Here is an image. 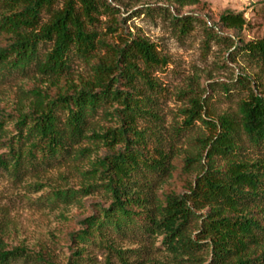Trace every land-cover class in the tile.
Masks as SVG:
<instances>
[{"label": "trees", "instance_id": "obj_1", "mask_svg": "<svg viewBox=\"0 0 264 264\" xmlns=\"http://www.w3.org/2000/svg\"><path fill=\"white\" fill-rule=\"evenodd\" d=\"M59 1L0 0V81L33 70L51 78L46 89L33 90L36 100L27 112L11 115L17 135L0 144L7 150L0 156V171L18 174L27 164L49 166L88 137L89 121L100 109L118 104L110 114L120 127L96 137L110 148L124 146L97 160L87 172L110 194L111 205L99 216L83 220L79 231L67 233L70 247L110 248L120 264H130L124 258L126 252L113 248L108 233L125 234L137 228L147 237H161L164 249L180 263L193 260L205 240L212 264H264V97L251 93L240 103L236 116L217 121L203 119L198 104L186 124L191 127L196 118L210 130V136L202 140V160L207 166L193 178L188 171L192 160L185 159L186 165L176 172L171 152L158 141L150 143L146 136L151 133L138 128L146 116L156 118L150 100L136 85L137 77H148L141 65L151 69L161 62L154 45L142 37L123 39L119 35L121 45L113 47L114 58L98 60L94 79L75 89L67 80L71 58H91L95 49L84 19L95 20L100 5L115 18L118 28L120 11L106 0H61L63 8L57 11L54 7ZM164 1L168 6L161 7L159 14L183 34L191 31L196 17L181 16L179 10L205 6L203 0ZM173 6L177 15L170 12ZM43 14L50 15V21L35 33ZM219 21L236 33L248 24L243 13L233 11L223 12ZM46 42H52L53 48L42 57L39 45ZM243 51L264 67V37L243 43ZM7 116L0 117V138L8 133ZM245 145L256 151L255 158L243 157ZM219 161L223 164L218 165ZM144 181L151 185L168 181L158 205H152L151 194L142 190L144 186L152 189ZM204 209L208 210L205 215L198 213ZM199 217L201 227L194 238L190 227ZM85 253V247L77 248L68 264H80ZM0 264L56 263L46 251L36 254L25 247H8L0 223Z\"/></svg>", "mask_w": 264, "mask_h": 264}, {"label": "rangeland", "instance_id": "obj_2", "mask_svg": "<svg viewBox=\"0 0 264 264\" xmlns=\"http://www.w3.org/2000/svg\"><path fill=\"white\" fill-rule=\"evenodd\" d=\"M106 1L120 11L116 18L120 24L116 28L115 18L100 5L93 15L95 20L84 19L95 49L88 59L72 56L68 83L80 89L92 81L95 63L114 58L113 47L121 45L119 35L123 39L149 40L161 62L151 69L141 65V71H146L148 77L147 80L137 77L136 85L143 97L150 100L149 107L156 118L146 116L139 120L138 128L151 133L146 136L150 143L158 141L164 150L171 152L176 172L186 165L185 159H191L188 171L191 177H196L207 166L202 160L205 154L202 140L211 133L207 125L196 118L191 127L186 124L198 104L203 109V119L217 121L222 116H236L240 103L251 93L264 97V67L243 51V43L264 37V0H203V7L186 6L179 10L181 16L196 17L187 34L159 14L161 7L168 6L164 0ZM62 8L60 0L54 9ZM77 9L85 17L80 3ZM225 11L243 13L247 27L240 33L222 27L219 17ZM170 12L178 13L174 6ZM49 21L50 15L43 14L34 32L40 33ZM39 48L41 56L45 57L53 44L41 43ZM50 79L33 70L26 74L15 73L0 81V117L8 115L5 121L8 133L0 138V144L17 135L16 120L11 119V115L27 112L36 100L33 90L46 89ZM117 107L120 106L114 104L100 109L89 121L85 133L88 137L49 166L27 164L18 174L0 171V223L8 247H25L36 254L46 251L56 264H68L74 250L85 247V260L80 264H108L107 261L120 264L110 248L91 244L71 248L66 238L69 231L81 229L83 220L99 216L102 209L111 205L110 194L87 172L97 160L124 146L118 144L110 148L96 137L120 127L119 121L110 114ZM6 153V148L0 146V156ZM242 154L246 160L253 159L256 151L245 145ZM166 182L152 185L145 182L152 187L142 188L146 195L151 194L152 205H158L159 195L164 185H168ZM207 211L198 213L205 215ZM201 222L202 217H199L190 227L194 238ZM108 239L114 249L127 253L124 258L130 264H212V253L205 240H201L202 249L191 257L193 260L180 263L164 249L161 237H147L137 228L125 234L110 231Z\"/></svg>", "mask_w": 264, "mask_h": 264}]
</instances>
